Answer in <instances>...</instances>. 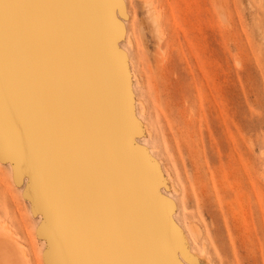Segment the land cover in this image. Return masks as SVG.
<instances>
[{
  "label": "rangeland",
  "instance_id": "374dc122",
  "mask_svg": "<svg viewBox=\"0 0 264 264\" xmlns=\"http://www.w3.org/2000/svg\"><path fill=\"white\" fill-rule=\"evenodd\" d=\"M0 235L20 264H264V0H0Z\"/></svg>",
  "mask_w": 264,
  "mask_h": 264
},
{
  "label": "bare ground",
  "instance_id": "6f19581e",
  "mask_svg": "<svg viewBox=\"0 0 264 264\" xmlns=\"http://www.w3.org/2000/svg\"><path fill=\"white\" fill-rule=\"evenodd\" d=\"M114 1V0H113ZM99 2H101V1H99ZM98 4H100V3H98ZM113 4V3H112ZM124 4V3H123ZM147 15H148V18H149V25H150V28H151V34H152V36L155 38V39H157V42L159 43V44H161L160 43V41H161V39H162V34H161V24H160V20H159V17L156 15V12H155V9L152 7V5H151V3L150 2H148L147 4ZM104 12H106V11H104ZM102 15V14H101ZM103 17H104V15H103ZM105 18V17H104ZM112 21H114V22H116L117 20L115 19V18H112L111 19ZM70 37V36H69ZM140 37H141V39L144 37V31L143 30H140ZM130 40V39H129ZM71 42H73V41H71ZM62 43V42H61ZM65 43H67V42H65ZM69 43V42H68ZM144 43V42H143ZM75 44V43H74ZM82 44H83V42H82ZM66 45V44H65ZM65 45H63V46H65ZM70 45V44H69ZM105 45V44H104ZM70 46H72V45H70ZM73 47V46H72ZM64 48H66V46L64 47ZM63 48V49H64ZM76 48V47H75ZM60 49V48H59ZM71 49V48H70ZM69 49V50H70ZM97 49V48H96ZM55 50H56V47H55ZM111 55L113 56V60H114V63L117 65H122L123 64V61H125V55L123 54V53H121V51H120V49L119 48H117V47H112L111 48ZM70 52V51H69ZM76 53V52H75ZM101 53H102V51H101ZM104 53H105V51H104ZM103 53V54H104ZM65 54V53H64ZM106 55V54H105ZM103 56V55H102ZM78 57V56H77ZM102 59H103V57H102ZM67 58H64V62H63V64H62V66H60V68L58 69V72L60 73L59 75L57 74V76H62V78L64 79L63 81H64V86L65 87H71L72 89H74V92H76V93H78V101H79V103H81V104H86L87 106H88V108H90L89 107V103H90V101H91V99L93 98V100H94V96L95 97H97V95L96 94H98V89H97V87H96V83H94L93 81H92V79L89 77V75H88V71H87V68L85 67L86 66V64H85V66H84V69H82V68H79V69H76L75 67H73L72 65H68L67 64ZM101 60V59H100ZM104 60V59H103ZM53 61V60H52ZM91 61H93V60H91ZM55 62V61H54ZM103 63H104V61H102ZM78 63V62H77ZM87 63V62H86ZM94 63V62H93ZM108 63V62H107ZM98 64H99V62H98ZM105 64V63H104ZM112 64V63H111ZM92 65V64H91ZM90 65V66H91ZM106 65V64H105ZM109 65V64H108ZM88 66V65H87ZM103 66V65H102ZM53 67V66H52ZM104 67V66H103ZM160 67H161V65H160ZM52 69V68H51ZM112 70V69H111ZM115 70H117L116 68H115ZM109 71V70H108ZM57 72V73H58ZM55 73V72H54ZM85 73H87L86 75H85ZM109 73V72H108ZM95 74V73H94ZM98 74V73H97ZM111 74V73H110ZM110 74H108L109 76H110ZM116 75V74H115ZM129 75H130V73L129 72H127L126 74H125V81H126V83H128L129 81H130V78H129ZM91 77H92V75H91ZM107 77V76H106ZM115 77V76H114ZM117 77H118V75H117ZM97 78V77H96ZM103 78V77H102ZM60 79V78H59ZM118 79V78H117ZM107 84V83H106ZM112 86V85H111ZM131 86V85H130ZM128 87V86H127ZM50 89V88H49ZM114 89V88H113ZM104 90H105V88H104ZM115 90V89H114ZM69 91V90H68ZM107 92V91H106ZM115 92V91H114ZM114 94H117V92L116 93H114ZM127 96H128V100H129V102L130 103H133L132 102V99H133V91H132V89L130 88L129 89V87H128V90H127ZM55 95V94H54ZM101 95V94H100ZM68 96V95H67ZM93 96V97H92ZM99 96V95H98ZM106 96V95H105ZM120 98V97H119ZM70 99V98H69ZM118 99V98H117ZM116 99V100H117ZM50 100V99H49ZM53 100V99H52ZM96 101V100H95ZM110 101V100H109ZM51 102V101H50ZM69 102V101H68ZM52 104V103H51ZM54 104V103H53ZM111 106V105H110ZM140 106H141V112H143L144 111V106L142 105V103H140ZM50 107V106H49ZM108 108H109V106H108ZM59 110V109H58ZM85 110V109H84ZM48 111V110H47ZM93 113L97 116V120H96V125H95V127H92L91 128V126H90V124H89V134L92 136V135H95V132H96V130L98 131L99 130V128L100 129H105V122L104 121H106L109 117V115L108 116H105V114H107L106 113V111H105V107H102L101 109H99V110H97V109H95V111H93ZM110 113V112H109ZM85 115H86V117H87V119L90 121L91 120V110L90 109H86L85 110ZM55 116V115H54ZM130 116V115H129ZM112 117H114L113 116V113H112ZM131 117V116H130ZM138 118V117H137ZM95 119V118H94ZM132 119H134V116H132ZM139 119V118H138ZM109 120V119H108ZM140 121V120H139ZM58 122V121H57ZM141 122V121H140ZM83 123V122H82ZM122 123V122H121ZM142 123V122H141ZM93 124V123H92ZM91 124V125H92ZM52 126V125H51ZM86 126V125H85ZM114 127V126H113ZM53 128V127H52ZM79 128H80V126H79ZM111 128V127H110ZM83 129V128H82ZM146 129V128H145ZM147 130V129H146ZM126 131V130H125ZM148 131V130H147ZM87 132V133H88ZM127 132V131H126ZM67 134V133H66ZM147 138L148 139H150L149 140V143H152V144H154V146L156 145V141H153V137H152V135L150 134V132L148 131L147 132ZM82 136H83V133H82ZM126 136H127V134H126ZM105 137V136H104ZM52 138V137H51ZM63 138V137H62ZM114 138V137H113ZM84 139V138H83ZM91 139V138H90ZM116 140V139H115ZM51 142V141H50ZM92 141H90V143H91ZM100 142V141H99ZM104 142H105V144H106V149L109 147L108 146V142L106 141V138H104ZM124 142V141H123ZM116 143V142H115ZM125 144V143H124ZM53 145V144H52ZM99 147V146H98ZM130 148H132V149H134V151L136 150V151H138V152H140V153H144L143 155H145V157H146V159H148V161H150L151 162V164H152V168L156 171V172H158V164L156 163V159L154 158L155 157V155L154 154H151L149 151H147V149H145L144 148V146H142L141 144H139V143H137V140L136 139H134V141H132V143H131V145L129 146ZM114 150V149H113ZM135 151V152H136ZM55 152H57V150L55 151ZM128 152V151H127ZM137 152V153H138ZM48 155V154H47ZM50 155H51V153H50ZM119 155H120V153H119ZM103 156V155H102ZM136 156V155H135ZM54 162V161H53ZM89 164H91V163H89ZM135 165V164H134ZM147 165V164H146ZM54 166V165H53ZM58 166V165H57ZM81 166V165H80ZM83 166V165H82ZM85 166V165H84ZM104 167V166H103ZM115 167V166H114ZM64 168V167H63ZM66 168H68V167H66ZM96 168V167H95ZM146 168H147V166H146ZM53 169V168H52ZM135 169V168H134ZM149 169V168H148ZM83 170V169H82ZM90 171V170H89ZM141 171V170H140ZM107 173V172H106ZM96 175V174H95ZM116 175V174H115ZM155 175V174H154ZM167 175V177L166 178H168L167 180L169 181L168 182V184L169 183H171L170 182V176L168 175V174H166ZM133 177V176H132ZM142 177V176H141ZM151 177V176H150ZM136 178V177H135ZM133 181V180H132ZM137 181V180H136ZM148 181V180H147ZM150 181V180H149ZM151 183V182H150ZM173 183V182H172ZM170 185V184H169ZM173 185H174V183H173ZM170 186L172 189H171V192H174V191H178V190H175V187L174 186ZM136 186H138V185H136ZM144 186V185H143ZM154 188V187H153ZM156 188V187H155ZM174 189V191H172ZM144 190V189H143ZM90 191V190H89ZM158 191H161L160 189L158 190ZM76 192H77V190H76ZM72 193V192H71ZM154 193V192H153ZM89 194V193H88ZM144 194V193H143ZM157 196H159V194L157 195ZM146 197V196H145ZM166 197V196H165ZM155 198H156V196H155ZM69 200V199H68ZM108 200V199H107ZM146 200V199H145ZM167 200V199H166ZM152 201V200H151ZM157 200H155V202H156ZM140 202V201H139ZM84 203V202H83ZM148 204V203H147ZM120 205V204H119ZM124 205V204H123ZM145 206V205H144ZM150 207H153V205H151ZM158 209H159V207H158ZM157 209V210H158ZM155 211H156V209H155ZM160 212V211H159ZM87 214V213H86ZM100 216V215H99ZM141 216V215H140ZM160 216H161V214H160ZM162 219V218H161ZM126 220V219H125ZM169 220V219H168ZM140 221V220H139ZM171 221V220H170ZM151 222V221H150ZM149 222V223H150ZM172 222V224H173V221H171ZM136 224V223H135ZM145 224H147V223H145ZM144 224V225H145ZM176 224V223H175ZM175 224H174V226H175ZM148 226H150L149 224H148ZM147 226V227H148ZM150 227H152V226H150ZM163 228V227H162ZM177 228H178V226H177ZM176 229V228H175ZM189 229H191L190 230V232L191 233H193V234H195V238H199V232L197 231V230H195V228H193V227H191V228H189ZM168 231V230H167ZM167 231L165 232H163V230H162V233H167ZM96 233V232H95ZM185 235V234H184ZM5 236V235H4ZM8 238H5V239H8V240H4V239H2L3 238V236L1 237V235H0V264H20V259H21V257H22V254H21V250L18 252H16L15 251V249H14V247L12 246V237L11 236H7ZM166 239V238H165ZM184 239H186V238H184ZM160 240V239H159ZM162 240H164V239H162ZM188 241V240H187ZM186 241V242H187ZM162 243V242H161ZM163 244V243H162ZM190 249V248H189ZM111 250V249H110ZM144 250V249H143ZM191 250V249H190ZM150 252V251H149ZM190 252V251H189ZM13 253V254H12ZM110 253H111V251H110ZM165 254V253H164ZM170 254L171 255H169V256H172V261H174V263L175 264H181V262L178 260V257H177V255L175 254V252L174 251H172V252H170ZM93 255V254H92ZM96 255V254H95ZM98 255V254H97ZM85 256V255H84ZM101 257V256H100ZM82 258H83V256H82ZM15 260V261H14ZM107 260H109V259H107ZM114 260V259H113ZM154 260V259H153ZM102 261V260H101ZM110 261V260H109ZM136 261V260H135ZM166 261V260H165ZM164 261V262H165ZM82 262V261H81ZM137 262V261H136ZM161 262V261H160ZM86 263V262H85ZM88 263V262H87ZM162 263V262H161ZM172 263V262H171ZM83 264V263H82ZM142 264V263H141ZM151 264V263H150ZM168 264V263H167Z\"/></svg>",
  "mask_w": 264,
  "mask_h": 264
}]
</instances>
